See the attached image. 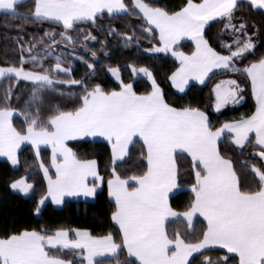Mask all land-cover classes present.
<instances>
[{"label": "snow or ice", "instance_id": "1", "mask_svg": "<svg viewBox=\"0 0 264 264\" xmlns=\"http://www.w3.org/2000/svg\"><path fill=\"white\" fill-rule=\"evenodd\" d=\"M24 0H0V12L19 15L17 8ZM31 13L37 19L53 21L62 25L60 37L70 44L74 40L69 32L79 22H92L99 14H131L138 10L147 21L152 32H159L162 46L153 52H169L180 62V67L169 79L181 92L195 79L201 84L214 70L242 72L251 84L256 110L253 115L238 121L224 123L213 129L205 112L195 107L176 108L166 102L163 90L149 69L130 66L134 75H143L151 82V91L138 94L131 83H124L120 69L109 71L120 81V89L105 91L99 85L91 90L85 88L80 106L71 111L59 109L42 120L37 111L31 118L25 117L27 127L18 130L12 122L14 109L0 107V156L7 157L13 166L19 164L17 151L24 143H30L39 159L41 145L51 147V168L55 178L49 174V167L39 163L47 181L46 195L37 203L36 212L49 198L53 204L63 203L65 196L94 197L104 183L98 162L95 159L82 160L68 147V141L80 137H103L111 146V178L107 180L108 195L115 203L111 214L118 226L122 242L116 243L111 233L94 236L87 230L58 229L52 234L36 230L0 237V264H73L59 256L50 254V249L79 250L86 264H101L98 257L115 255L123 247L138 264H190V257L210 246H219L238 258V264H264V169L250 166L257 187L243 190L240 179L230 159L221 155L218 142L225 132L232 134V143L243 147L250 134L262 149L258 155L264 160V57L244 68L235 61L255 49L251 38L233 41L223 45L227 55L214 50L204 38L205 26L217 18L227 20L226 29L244 33L246 25L237 27L232 21L239 0H186L179 11L168 12L162 7L152 6L145 0H133L130 9L124 0H32ZM251 7L264 9V0H248ZM56 33H45L51 40L45 56L31 55L32 47L21 49L29 53L28 60L21 56L20 67H0V79L14 77L17 81H30L33 101L38 99L40 89L55 84L80 85L81 80H54L53 73L69 74L71 67H63L60 56L54 66L40 72L26 71L24 64L40 63L51 55L57 46ZM195 42V51L186 55L174 50L184 38ZM90 33L84 40H95ZM127 41L132 36H125ZM41 44L44 43L42 38ZM96 57V53H91ZM83 60V57H80ZM86 63L94 71L95 65ZM215 109L239 103L242 89L236 79L221 80L213 89ZM11 88L6 93L10 98ZM142 140L146 149L144 159L147 170L142 175L122 178L115 165L129 155L134 139ZM186 153L191 158L195 183L191 187L194 199L184 212L175 211L169 204V194L178 187L176 157ZM93 183L89 184V179ZM130 184H134L132 187ZM10 187L24 195L34 188L26 178L18 179ZM199 215L206 221L202 238L188 242L177 227L169 235L168 223L183 220L186 229L194 227V217ZM74 233L75 238H71ZM225 264L227 257L224 258ZM206 264L211 260L205 257Z\"/></svg>", "mask_w": 264, "mask_h": 264}, {"label": "trees", "instance_id": "2", "mask_svg": "<svg viewBox=\"0 0 264 264\" xmlns=\"http://www.w3.org/2000/svg\"><path fill=\"white\" fill-rule=\"evenodd\" d=\"M129 6L130 1L124 0ZM198 1V0H195ZM152 6L162 7L168 12H174L186 4V0H145ZM33 2L24 0L18 6L19 15L0 12V66L20 67L21 56L28 60L29 53L21 52V49L33 47L31 55L45 56L48 44L51 43L45 33H56L57 46L51 55L40 63L29 61L23 67L26 71L40 72L55 65L56 57L60 56L63 67H71L69 74L53 73L54 80H81L80 85L55 84L50 88L40 89L38 99L33 101V89L36 87L30 81L19 80L14 77L0 79V107H10L15 110L12 117L13 125L20 131L26 129L25 117L31 118L37 111L42 120L46 121L57 109L71 111L80 106V98L84 95L85 88L91 90L99 85L105 91L118 90L119 85L107 74L108 68L118 67L124 83H131L138 94H145L151 90L149 82L142 77L133 78L129 66L136 68L145 67L152 72L157 84L163 90L167 103L176 108L195 107L209 117L213 129L218 128L225 121L246 118L254 110V101L251 96L250 83L242 72L218 70L213 72L205 84H189L186 90L178 94L169 83V75L177 67V61L169 54L150 51L159 46V39L154 30L146 31L148 26L143 18L133 11L131 14L109 15L106 12L99 14L92 22H79L69 32L74 44L63 40L59 33L64 29L61 24L53 21L37 19L31 15ZM131 9V8H130ZM235 25L243 23L252 28L254 35L252 40L255 49L245 54L243 58L235 61L236 66L244 68L248 64L264 57V12L251 7L240 0L237 11L232 21ZM227 20L217 18L209 22L204 29V38L209 45L221 53L228 54V49L223 45L228 39L224 33ZM91 34L95 40H84L86 34ZM132 36L127 41L125 36ZM44 43L41 44V39ZM185 54L192 51V45L181 42L177 45ZM95 52L96 57L91 53ZM83 57V60L80 59ZM95 65L94 71L90 70L86 63ZM236 79L240 84L243 97L239 103L229 104L217 111L214 107L215 97L213 87L221 80ZM11 88L10 98H6L8 89ZM68 146L76 153L79 159H95L101 176L104 177L102 187L97 190L91 201L82 199L63 200L59 207H54L46 202L37 213V202L46 192V184L39 169L40 161L49 166V150L40 149L39 159L30 145L22 147L18 151L19 164L13 168L9 163L0 159V237L19 233L24 230H36L44 234H52L58 229L81 228L90 231L94 236H103L111 233L116 243L122 242L118 228L113 224L111 214L115 205L109 200L106 190V182L111 178V153L110 147L102 139H77L67 142ZM222 156L230 159L240 179L243 190H254L257 180L251 172L250 166L256 165L264 169V160L258 153L262 150L256 145L253 136L243 147H237L232 143L231 136L224 134L218 142ZM145 147L139 139H134L130 145L129 155L115 165L122 178L134 175H142L147 168ZM178 177V190L169 196V204L178 212L186 211L194 199L191 191L195 183V174L192 163L187 154L181 153L176 157ZM25 176L26 181L34 185L27 196H23L11 189L12 181ZM134 187V184H130ZM194 227L186 229L183 220L169 222V235L174 230H179L188 242H196L202 238L205 223L195 218ZM50 254L59 256L73 264H82L78 253L72 250L50 249ZM205 257L211 260V264H238V258L219 248L204 249L190 258V264H206ZM101 264H138L136 259L127 255L122 247L111 258L98 259Z\"/></svg>", "mask_w": 264, "mask_h": 264}, {"label": "crops", "instance_id": "3", "mask_svg": "<svg viewBox=\"0 0 264 264\" xmlns=\"http://www.w3.org/2000/svg\"><path fill=\"white\" fill-rule=\"evenodd\" d=\"M131 3H132V0H129ZM240 1V0H239ZM242 1H246V2H248V0H242ZM195 2H200V0H198V1H195ZM124 3H125V1H124ZM249 3V2H248ZM250 4V3H249ZM183 6H185V5H183ZM182 6V7H183ZM181 7V8H182ZM180 8V9H181ZM180 9H178V10H176V11H179ZM256 9H258V8H256ZM259 10H261V11H263L264 12V9H259ZM32 11H33V6H32V10H31V13H32ZM141 17H142V14L141 13H139V11L138 10H135ZM175 12V11H174ZM171 13V12H170ZM34 17V16H33ZM143 18V17H142ZM143 20L145 21V23H146V25L149 27V25H148V23H147V21L143 18ZM211 22V21H210ZM153 27V30L156 32V34H157V36H158V39H159V32H158V30L157 29H155V27L154 26H152ZM226 29V28H225ZM226 31V30H225ZM253 36V35H252ZM227 38H229V37H227ZM253 41V40H252ZM181 42H187V43H190L191 45H192V51L189 53V54H186V55H191V53L192 52H194L195 51V42L194 41H192L190 38H187V37H184V38H182L179 42H178V44H180ZM254 42V41H253ZM226 43H227V40H226ZM177 44V45H178ZM177 45H175L174 46V49L175 50H180V51H182L180 48H178L177 47ZM160 46H162L161 45V43H160V40H159V46L158 47H160ZM183 52V51H182ZM229 52V51H228ZM177 61V60H176ZM7 67V66H6ZM180 67V62L179 61H177V67L175 68V70L173 71V72H175L178 68ZM109 69L110 68H108L107 69V74L110 76V78L113 80V81H115L118 85H119V87H120V81H118L116 78H115V76H113L112 75V73L109 71ZM130 71H131V73H132V75H133V77H142V78H146L147 79V77H144L142 74L141 75H134L133 74V72H132V70H131V67H130ZM215 71H218V70H214V72ZM172 72V73H173ZM172 73L169 75V77L172 75ZM211 75V74H210ZM169 79V78H168ZM208 80V78H206L205 79V82L203 83V84H205L206 83V81ZM147 81L149 82V84H150V87H151V82L147 79ZM169 83H170V85H171V87L173 88V90L176 92V93H178V94H181V93H183L185 90H186V88L189 86V84H197V85H203V84H201L199 81H197V80H195V79H192V80H190L189 81V84L185 87V90L183 91V92H181L178 88H176L174 85H173V83H172V81L169 79ZM249 83H250V81H249ZM120 89V88H119ZM118 89V90H119ZM213 89H214V87H213ZM117 90V91H118ZM250 90H251V84H250ZM151 91V90H150ZM251 96H252V98H253V101H254V110H253V112L251 113V115H253L254 114V112H255V110H256V102H255V98L253 97V95H252V91H251ZM214 104H215V101H214ZM215 107V106H214ZM15 111H14V114H13V116L15 115ZM250 115V116H251ZM249 117V116H248ZM238 120H240V119H237V120H232V121H225V122H223L219 127H221L224 123H228V122H234V121H238ZM225 134H229L230 136H231V140H232V134H230V133H227V132H225ZM250 136H253V138H254V141H255V135L254 134H250ZM102 139V140H104L105 142H107L103 137H99V136H97V137H92V136H86V137H80V138H77V139ZM77 139H74V140H77ZM136 139H139V138H136ZM140 140V139H139ZM70 141H72V140H70ZM141 142H142V140H140ZM69 142V141H68ZM143 143V142H142ZM107 144L109 145V147H110V153H111V146H110V144L107 142ZM234 144V143H233ZM26 145H30L31 146V144L30 143H24V144H22L21 145V147H20V149L22 148V147H24V146H26ZM235 145V144H234ZM236 146V145H235ZM258 146V145H257ZM32 147V146H31ZM69 147V146H68ZM237 147H239V146H237ZM260 147V146H259ZM33 148V147H32ZM41 148H46V149H48L49 150V166H46V167H49V169H50V171H49V174L53 177V179L55 178V169L54 168H51V155H52V151H51V147L50 146H47V145H41V147H40V149ZM20 149H18V151L20 150ZM33 150L35 151V149L33 148ZM146 150V149H145ZM18 151H17V154H18ZM186 154V153H185ZM189 157V156H188ZM190 158V157H189ZM0 159H4V160H6L8 163H9V165L11 166V167H13V168H15V167H17V165H15V166H13L12 165V163L10 162V160L7 158V157H5V156H0ZM85 160H87V159H85ZM190 160H191V158H190ZM118 162H120V161H118ZM146 170H147V168H146ZM41 173H42V175H43V172H42V170H41ZM21 178H25V176H22ZM21 178H18V179H21ZM43 178H44V175H43ZM18 179H16V180H18ZM16 180H14V181H16ZM44 180H45V184H46V191H47V181H46V179L44 178ZM14 181H12V182H14ZM11 182V183H12ZM27 182V181H26ZM91 182H93L92 181V179L90 178L89 179V184L91 185ZM28 183V182H27ZM11 185V184H10ZM102 187V185L97 189V190H99L100 188ZM12 189V188H11ZM13 190V189H12ZM106 190H107V195H108V186H107V182H106ZM178 190V188H176V189H174L170 194H169V196L170 195H172L173 193H175L176 191ZM13 191H15V192H18V193H20L19 191H17V190H13ZM21 195H23V196H27V195H24V194H22V193H20ZM46 195V192H45V194L43 195V196H45ZM66 198H69V199H82V200H88V201H91V200H93L94 199V197H85V196H83V195H78V196H65L64 198H63V200L64 199H66ZM108 198H109V200L110 201H112L113 203H114V201H113V199L111 198V197H109V195H108ZM46 202H50L54 207H59V206H61V204L60 205H56V204H53L52 203V201H51V199L49 198L48 200H46L45 201V203ZM114 205H115V203H114ZM42 207V206H41ZM40 207V208H41ZM178 212V211H177ZM195 218H199V219H201L204 223H205V229H206V221L204 220V218L203 217H200L199 215H197L196 217H194V219ZM113 222V221H112ZM185 222V221H184ZM113 224L118 228V226L113 222ZM77 229H79V230H86V229H81V228H73L72 230H77ZM118 230H119V228H118ZM120 232V231H119ZM121 235V234H120ZM71 238H75V236H74V233L72 234V237ZM121 240H122V237H121ZM209 248H219V249H222V248H220L219 246H210ZM209 248H207V249H209ZM125 249V248H124ZM222 250H224V251H226L227 252V250L226 249H222ZM125 251H126V253H127V250L125 249ZM202 251V250H201ZM75 252H77L78 253V257H80L81 258V260H82V264H86V261L82 258V256L79 254V250H76ZM196 254V253H195ZM195 254H193V255H195ZM128 255V254H127ZM114 255H106V256H104V257H98L97 259H103V258H111V257H113ZM130 257V256H129ZM131 258H134L135 259V257H131ZM191 258V257H190Z\"/></svg>", "mask_w": 264, "mask_h": 264}, {"label": "rangeland", "instance_id": "4", "mask_svg": "<svg viewBox=\"0 0 264 264\" xmlns=\"http://www.w3.org/2000/svg\"><path fill=\"white\" fill-rule=\"evenodd\" d=\"M126 4V3H125ZM127 5V4H126ZM132 5H133V0H132V3L130 2V4H129V8H132ZM241 23H239L238 25H236L237 27H239V25H240ZM226 30V31H225ZM224 30V33H225V35L227 36V37H229L228 39H227V43L226 44H231L232 45V50H235V45H234V43H233V41L237 38V36H239V38L240 39H246V38H251V40L253 39L252 38V35H254V29L252 30V28H250V27H248V26H246V28H245V31H244V33H234L231 29H225ZM253 42V41H252ZM254 43V42H253ZM175 50V49H174ZM176 51H180V50H176ZM229 51V50H228ZM162 53H166V54H169L170 56H172L175 60H177V61H179L176 57H174L172 54H171V51H169V52H162ZM0 67H6V66H0ZM115 68V67H114ZM139 68H141V67H139ZM129 69H130V66H129ZM132 74V73H131ZM133 76V75H132ZM133 78H138V77H133ZM146 79V78H145ZM147 80V79H146ZM120 88V87H119ZM213 94H214V92H213ZM215 97V96H214ZM214 106H215V104H214ZM21 178V177H20ZM93 182H91V184H92ZM43 197V196H42ZM41 199V198H40ZM39 199V200H40ZM38 200V201H39ZM38 203V202H37Z\"/></svg>", "mask_w": 264, "mask_h": 264}]
</instances>
